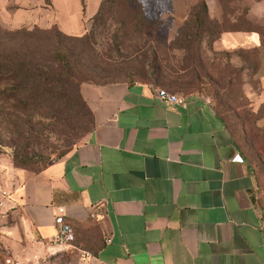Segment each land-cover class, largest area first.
Listing matches in <instances>:
<instances>
[{"label":"crops","instance_id":"1","mask_svg":"<svg viewBox=\"0 0 264 264\" xmlns=\"http://www.w3.org/2000/svg\"><path fill=\"white\" fill-rule=\"evenodd\" d=\"M102 1L0 0V21L80 35ZM172 1L179 26L201 0ZM203 1L206 24L240 25L221 29L214 42L247 69L249 56L259 58L261 101L264 0ZM156 53L165 74L145 66L141 78L82 83L91 131L40 171H11L0 186V264L8 254L50 264L68 246L76 250L71 264H264L253 171L210 101L172 85L184 68ZM159 87L185 104L163 103ZM59 207L69 239H57Z\"/></svg>","mask_w":264,"mask_h":264},{"label":"rangeland","instance_id":"2","mask_svg":"<svg viewBox=\"0 0 264 264\" xmlns=\"http://www.w3.org/2000/svg\"><path fill=\"white\" fill-rule=\"evenodd\" d=\"M172 2L104 0L82 33L88 37V54L107 66L105 81L143 77L146 65H160L156 50L162 52L163 62L169 61L175 68L182 66L183 77L171 78L172 85L203 95L223 119L232 141L255 175L256 201L264 226V121L260 120L264 99L258 98L259 58L249 56L247 69L241 56L237 62L233 54L215 45L221 29L240 25H173ZM199 12L198 2L190 16ZM0 27L7 25L0 21ZM173 28L175 34L168 41ZM54 39L51 32L46 44L55 47ZM62 45L63 49L68 47V40H63ZM165 72L161 69L162 74ZM84 82L88 81L81 83ZM75 90L76 86H70L65 90L66 97H58L59 92H55L51 99L26 109L10 107L13 100L4 102L0 114V186L6 185L13 169L37 172L73 149L91 131L92 114L86 105L77 102ZM64 250L56 258H48L49 263L71 264L76 250L71 246Z\"/></svg>","mask_w":264,"mask_h":264},{"label":"trees","instance_id":"3","mask_svg":"<svg viewBox=\"0 0 264 264\" xmlns=\"http://www.w3.org/2000/svg\"><path fill=\"white\" fill-rule=\"evenodd\" d=\"M199 3L200 12L190 16V21L185 24H206L207 7L203 0ZM51 32L55 34V47L46 44ZM87 38V34L67 35L57 26L48 29L0 27V83L3 84L0 88V114L4 102L13 100L10 107L26 109L51 99L55 92H59L58 97H66L65 90L70 86H76L77 102L86 105L79 92L81 82H110L104 80V67L107 66L89 56ZM66 39L68 47L63 49L62 41ZM154 61L155 57L151 62ZM146 67L155 70L153 65Z\"/></svg>","mask_w":264,"mask_h":264},{"label":"built area","instance_id":"4","mask_svg":"<svg viewBox=\"0 0 264 264\" xmlns=\"http://www.w3.org/2000/svg\"><path fill=\"white\" fill-rule=\"evenodd\" d=\"M156 95L163 103L169 105L183 106L186 102V99L183 95L169 91L163 87H159L156 89ZM238 160L242 162L243 158L239 157ZM2 194L7 195V192L2 191ZM3 204H4L3 200H0V206H2ZM63 214H64V208L59 207L58 213L55 214V221L56 223L60 224V229L57 235L58 240H60L61 238L69 239L71 237L69 226L63 222ZM36 261L28 260L27 264H39ZM4 264H24V261L14 255L8 254L4 258Z\"/></svg>","mask_w":264,"mask_h":264}]
</instances>
